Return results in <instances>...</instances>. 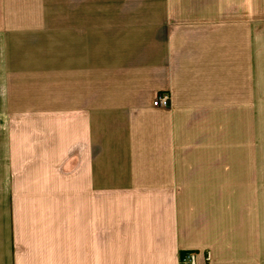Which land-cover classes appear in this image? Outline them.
Masks as SVG:
<instances>
[{
	"label": "crops",
	"instance_id": "1",
	"mask_svg": "<svg viewBox=\"0 0 264 264\" xmlns=\"http://www.w3.org/2000/svg\"><path fill=\"white\" fill-rule=\"evenodd\" d=\"M263 107L264 0H0V264H264Z\"/></svg>",
	"mask_w": 264,
	"mask_h": 264
},
{
	"label": "rangeland",
	"instance_id": "2",
	"mask_svg": "<svg viewBox=\"0 0 264 264\" xmlns=\"http://www.w3.org/2000/svg\"><path fill=\"white\" fill-rule=\"evenodd\" d=\"M159 96V95H158ZM157 96V97H158ZM156 97V98H157ZM263 140H264V107H263ZM30 122H21L13 121L10 118L0 119V183L3 180L2 178H7L8 189L11 191L14 183V176L11 166L16 163L17 159L21 158L20 156L24 155L25 157L30 156L31 154H20L13 152H6V148L11 149V142L16 139L17 128H22ZM263 157H264V147ZM104 201H102V206L104 209V225H115V162H113L112 154L105 152L104 154ZM17 158V159H16ZM264 161V160H263ZM114 165V166H113ZM0 184V188H1ZM13 190V189H12ZM12 192V191H11ZM10 199V197H9ZM0 205H5L3 198L0 196ZM14 207L13 201L10 199L8 202L7 208L10 211ZM13 210V208H12ZM114 215V216H113ZM193 256L191 253L185 254L182 257L181 262H183L185 257ZM183 264H185L183 262Z\"/></svg>",
	"mask_w": 264,
	"mask_h": 264
},
{
	"label": "built area",
	"instance_id": "3",
	"mask_svg": "<svg viewBox=\"0 0 264 264\" xmlns=\"http://www.w3.org/2000/svg\"><path fill=\"white\" fill-rule=\"evenodd\" d=\"M171 103V96L168 93H163L161 95H159L153 102V106L154 107H158V108H163V109H167L170 107ZM185 260L183 261L185 264H194V257L193 256H187L184 258Z\"/></svg>",
	"mask_w": 264,
	"mask_h": 264
}]
</instances>
